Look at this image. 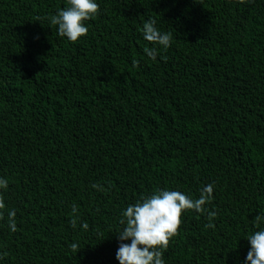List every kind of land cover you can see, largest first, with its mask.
<instances>
[{
  "label": "trees",
  "instance_id": "obj_1",
  "mask_svg": "<svg viewBox=\"0 0 264 264\" xmlns=\"http://www.w3.org/2000/svg\"><path fill=\"white\" fill-rule=\"evenodd\" d=\"M98 2L71 41L50 23L69 0H0V264H119L129 204L208 184L166 264H245L264 227V0Z\"/></svg>",
  "mask_w": 264,
  "mask_h": 264
},
{
  "label": "clouds",
  "instance_id": "obj_2",
  "mask_svg": "<svg viewBox=\"0 0 264 264\" xmlns=\"http://www.w3.org/2000/svg\"><path fill=\"white\" fill-rule=\"evenodd\" d=\"M98 0H69L68 6L58 10L50 17V23L58 26L60 35L71 41H77L87 35L88 19L98 13ZM143 36L146 41L167 47L171 40V33L157 27L155 19H148L143 25ZM146 54L155 59L157 47L145 49ZM8 187V180L0 176V209L6 208L4 189ZM213 185L208 184L201 190L197 198L176 189L157 190L151 195L143 197L123 210V228L117 233L120 241L116 252L119 264H166L164 250L169 240L178 231L182 214L194 209L205 211V205L211 197ZM215 212H208L209 223L206 227H214L212 217ZM16 212H8V223L12 231L16 230ZM256 219L264 221V213ZM87 227V225H84ZM247 240L250 247L247 251L245 264H264V227L252 232Z\"/></svg>",
  "mask_w": 264,
  "mask_h": 264
}]
</instances>
